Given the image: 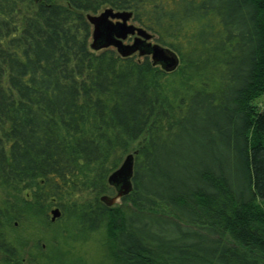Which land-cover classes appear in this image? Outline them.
Here are the masks:
<instances>
[{
    "label": "trees",
    "instance_id": "obj_1",
    "mask_svg": "<svg viewBox=\"0 0 264 264\" xmlns=\"http://www.w3.org/2000/svg\"><path fill=\"white\" fill-rule=\"evenodd\" d=\"M106 8L176 69L92 50L87 16ZM261 95L264 0H0L3 263L42 253L22 233L37 225L46 247L103 229L109 264H264ZM129 153L133 191L109 208L99 196Z\"/></svg>",
    "mask_w": 264,
    "mask_h": 264
},
{
    "label": "water",
    "instance_id": "obj_2",
    "mask_svg": "<svg viewBox=\"0 0 264 264\" xmlns=\"http://www.w3.org/2000/svg\"><path fill=\"white\" fill-rule=\"evenodd\" d=\"M131 14L116 12L106 8L97 15H88L92 26L90 48L99 51L113 48L121 57L137 54L138 57L149 56L153 66H158L164 72H172L179 64L175 52L153 42V36L142 28L129 23ZM128 37H133L130 42ZM134 153L127 154L121 165L108 177V184L115 188V197L103 196L101 200L107 205L121 200L132 190ZM60 216V211H51V221Z\"/></svg>",
    "mask_w": 264,
    "mask_h": 264
},
{
    "label": "rangeland",
    "instance_id": "obj_3",
    "mask_svg": "<svg viewBox=\"0 0 264 264\" xmlns=\"http://www.w3.org/2000/svg\"><path fill=\"white\" fill-rule=\"evenodd\" d=\"M254 105L258 108L264 109V95L254 100ZM260 205L262 203L258 201ZM119 204L116 203L115 206ZM53 207L52 209H54ZM151 212H157L161 214L169 215V210L164 206H158L156 208L148 209ZM50 216V215H49ZM60 217V216H59ZM59 217L54 220H59ZM51 218V216H50ZM48 230V229H47ZM42 229L37 225L25 226L22 233L25 237L29 238L30 241H42L43 245L42 253H38L35 248H28V252L23 260H19L21 264H45L43 256L51 257L55 254L62 256L68 263L75 264H109L110 245L108 244L107 238L105 237L104 230H98L90 234L85 240H67L59 242V244L52 246L44 245L46 238L49 236V231ZM33 243V242H32ZM31 243V245H32ZM44 253V254H43ZM42 257V258H41ZM34 258L35 261H29ZM4 256L0 254V264L3 263ZM47 264H52L47 262Z\"/></svg>",
    "mask_w": 264,
    "mask_h": 264
},
{
    "label": "bare ground",
    "instance_id": "obj_4",
    "mask_svg": "<svg viewBox=\"0 0 264 264\" xmlns=\"http://www.w3.org/2000/svg\"><path fill=\"white\" fill-rule=\"evenodd\" d=\"M132 38H133V37H128L127 40H130V41H131ZM107 183H108V179H107ZM108 185H109V184H108ZM109 186H111V185H109ZM111 187H112V186H111ZM113 189H114V191H115V194H114V195L102 194V195L99 196V201H100L101 203H103L105 206L109 207V208L114 207L116 203H118L119 205L122 203L121 200H118L117 202H114L112 205H107L105 202H103V201L101 200V197H103V196L115 197V195H116V190H115L114 187H113ZM132 191H133V184H132V190H131L128 194H130ZM128 194H127V195H128ZM127 195H124V196H127ZM124 196H123V197H124ZM121 199H122V198H121ZM54 209H58V208L55 207ZM54 209H51V210H50V212H49V215H50V216H51V211L54 210ZM50 220H51V218H50Z\"/></svg>",
    "mask_w": 264,
    "mask_h": 264
}]
</instances>
